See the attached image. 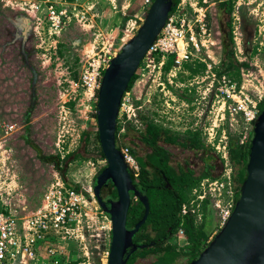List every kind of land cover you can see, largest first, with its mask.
<instances>
[{
  "label": "rangeland",
  "instance_id": "1",
  "mask_svg": "<svg viewBox=\"0 0 264 264\" xmlns=\"http://www.w3.org/2000/svg\"><path fill=\"white\" fill-rule=\"evenodd\" d=\"M22 1L0 0V137L6 136L8 145L13 149L17 175V192L11 204L19 214L30 213L38 208L52 185L59 181L66 182L85 193L89 199L88 211L93 216V228H96L94 221L101 215V209L94 198L92 184L105 159L98 156L99 143L96 139L99 91L92 87L90 89L84 75L90 62L98 60L100 55L114 58L137 33L145 18L146 14H142L144 10L147 12V3L145 5L144 0V8L139 11V0H62L68 9L67 16L61 31L58 35H51V38L47 22L37 28L33 15L22 9ZM228 1L233 5L232 13L239 17L236 23L242 38V53L237 51L233 33L235 28L231 24L232 46L237 61L240 62L239 58H242L241 62L250 63L259 74L260 69H264V50L258 55L252 52L256 47L254 37L258 34V18L264 17V0ZM220 10V3L209 5L214 44L208 43L209 47L205 48L203 54L212 69L211 72L206 69L200 74L204 76V81L199 84L202 92L210 79L207 75H211L224 55L223 31L226 27L221 21ZM227 17L223 14V20ZM145 64L146 61L141 63L140 66L145 68L137 70L134 82L128 87L125 109L119 114L122 133L126 131L127 125L134 126L130 136L122 142L134 147L141 156L149 151L140 140L144 128L141 116L148 115L166 127L172 122H167L165 113L168 106L165 101L170 100V95L167 96L170 87L162 89L163 85L158 86L156 72L150 73ZM164 79L163 76L162 81ZM170 89L173 94L179 95L175 104L171 102V106L177 108L184 98L178 94L181 93L180 89ZM200 95L195 90L185 97L192 103ZM170 111L175 117L173 126L178 128L186 123H179L178 115L184 112L182 109L178 108V113L173 108ZM191 118L189 116V120ZM9 125L14 128L7 137L5 128ZM241 126L240 122L229 131L230 140L232 137L238 138ZM195 127L199 128V125ZM188 130L180 128L177 132L183 135ZM161 143L173 150L174 161L179 160L185 167L188 165L196 175L205 169L214 176L222 172L224 162L208 145L207 150L196 151ZM77 153L82 156L77 157ZM207 163H211L212 167L209 168ZM207 208L206 211L201 207L202 211L195 218L199 223L206 222V229L211 233L210 241L215 236L217 213L214 208ZM99 218L102 220V216ZM105 225L107 227L101 228L100 233H106L102 246L108 249V219ZM167 243L180 249L188 241L174 234ZM90 245L94 247L96 240L93 239ZM154 257L146 258L145 264H149ZM187 261V257L180 256L176 263Z\"/></svg>",
  "mask_w": 264,
  "mask_h": 264
},
{
  "label": "built area",
  "instance_id": "2",
  "mask_svg": "<svg viewBox=\"0 0 264 264\" xmlns=\"http://www.w3.org/2000/svg\"><path fill=\"white\" fill-rule=\"evenodd\" d=\"M152 1L146 0L147 7ZM220 1L180 0L142 60V64L146 61L150 73L156 72L158 86L163 85L162 89L167 86L180 89L181 93L178 94L184 98L177 108L171 106L179 95L168 88L170 100L165 101L168 104L165 110L167 122L175 121L171 108L176 109L177 113L178 108L182 109L184 112L178 115L179 123L186 122L178 128L171 122L169 128L176 131L189 127L201 129L205 144L224 162L222 172L203 178L193 189L192 199L182 207L183 215L189 212L196 215L203 204L214 208L217 213L214 234L226 224L238 201L237 182L230 163L229 131L241 122L239 140L242 144L249 143L254 122L261 113L260 105L264 101V69H260L258 74L249 63L242 67L240 80L227 74L219 76L213 70L211 75H207L210 79L202 92L199 84L204 81V76H200L202 73L191 75L187 67L190 63L203 62L207 65L206 71L211 72L212 65L203 54L205 48L209 47L208 43L214 44L208 9L209 5H216ZM21 3L22 9L33 15L37 28L46 21L50 37L58 35L68 11L62 0H23ZM145 14L144 11L142 15ZM236 20L239 21V17L235 13L234 39L237 51L242 53V38ZM258 20V34L254 37L257 55L264 50V17ZM112 58L100 55L98 60L90 62L84 75L90 89L92 87L99 91L104 71ZM239 59L241 62L242 58ZM169 62L171 66L166 72L164 68ZM144 68L140 66V69ZM163 76L165 81H162ZM195 90L201 95L192 104L185 96ZM125 95L120 114L125 109ZM189 116H192L190 120ZM198 125L199 128L195 127ZM13 128L12 125L6 126L7 137ZM121 151L131 170L138 173L140 165L135 156L127 147H122ZM15 164V155L6 136L0 137V264H109L110 248L102 246L106 233L101 234L100 230L107 227L105 221L108 219L110 243L111 219L101 210L99 217L102 216V220L96 217V228H93V216L88 211L90 201L85 193L61 181L46 191L36 210L19 214L11 204L17 192ZM176 234L180 239H187L182 228ZM93 239L96 240L94 247L90 245Z\"/></svg>",
  "mask_w": 264,
  "mask_h": 264
},
{
  "label": "water",
  "instance_id": "3",
  "mask_svg": "<svg viewBox=\"0 0 264 264\" xmlns=\"http://www.w3.org/2000/svg\"><path fill=\"white\" fill-rule=\"evenodd\" d=\"M174 0H153L137 33L128 40L104 71L98 93L96 118L107 167L98 177L95 195L100 204L101 183L110 178L118 190L119 202L106 209L112 216L113 238L109 264H125V242L146 221L150 212L147 195L142 196L145 214L132 230H127L131 193L140 195L131 172L118 148L116 131L122 99L147 51L165 26ZM188 264H264V106L254 122L247 177L232 215L201 254Z\"/></svg>",
  "mask_w": 264,
  "mask_h": 264
},
{
  "label": "trees",
  "instance_id": "4",
  "mask_svg": "<svg viewBox=\"0 0 264 264\" xmlns=\"http://www.w3.org/2000/svg\"><path fill=\"white\" fill-rule=\"evenodd\" d=\"M179 1L180 0H174L171 14L175 11ZM230 3V1H225L221 4L222 8L225 7L224 10L228 14L233 10V5ZM227 25L228 30L224 36V55L221 63L218 66H215L214 70L219 76L227 74L231 78L240 80L242 67L248 66L249 63L237 61L232 46V28L229 26V23H227ZM255 49L256 47H254L252 53H256ZM170 63L171 62H169L164 68L166 72L171 66ZM187 67L191 71V75L203 73L207 69L206 63L203 62L190 63ZM135 78L136 74H134L129 84V88ZM263 106L264 101L260 105L261 111ZM141 119L144 128L141 131L140 140L149 150H151V152L141 156L137 153V150L134 147L127 144V142H122L123 139L130 136V132H132L134 126L132 128L130 124L127 125L126 131L122 133V125L119 123V119L116 140L118 148L121 149L122 147H127L130 152L137 157L141 165V175L139 180H137V185L141 190L148 194L151 205L147 221L143 225V231L145 232L146 229L150 228L154 232L147 233L149 240H164L170 239L180 228H182L188 241V243L180 249L175 245L168 244L164 248H146L145 253L150 251H163L162 256L160 255L158 260L153 264H178L176 262L180 256L187 257L188 261L182 264H188L196 259L209 244L211 233L206 229V222L199 223L196 221L195 215L191 212L183 215L182 207L184 203H187L192 199V191L198 183L203 178L214 176V174L205 169L196 175L191 167H187L188 165L185 167L182 164H179V168L175 169L169 164L171 153L161 144V142L176 144L189 149L207 150L206 144L200 130L191 131V129H187L188 131L186 134L182 135L176 130L164 127L161 123L156 122L148 115L141 116ZM252 138L253 136H251L250 142L247 144H242L239 140V136L238 138L232 137L230 140V160L234 167L235 181L240 184L238 198L241 194V186L247 177V163L249 160ZM96 139L99 143L98 156L105 159L100 144L98 130L96 133ZM37 149L40 156L43 157L41 150H39V148ZM76 156L81 157L82 154L77 153ZM206 159H210V157H206ZM207 166L210 168L212 167V164H207ZM202 206L204 210H208L207 204H203ZM144 212L145 206L141 202L135 203L132 207L131 225H134L137 222V219L142 218ZM144 235H146V232L143 235H139V238H143L142 236ZM148 243L149 242H147V244Z\"/></svg>",
  "mask_w": 264,
  "mask_h": 264
},
{
  "label": "flooded vegetation",
  "instance_id": "5",
  "mask_svg": "<svg viewBox=\"0 0 264 264\" xmlns=\"http://www.w3.org/2000/svg\"><path fill=\"white\" fill-rule=\"evenodd\" d=\"M225 1H228V0L220 1L219 2L220 5H221L222 2H225ZM224 8H222V6H221V10H220L221 14L220 15H221V21L224 23V27H226V30L223 31L224 32V36H225L226 32L228 30L227 23H229L230 27H232L231 26L232 23L234 24L235 13L233 14L231 12L230 14H228L224 10ZM223 14H226L228 16L226 20H223ZM164 127H166V126H164ZM166 128H169V127H166ZM136 142H138V141L136 140ZM161 144L163 145V143H161ZM167 145H169L170 147L171 146H173V147H177L178 146L176 144H171V143H167ZM163 146H165V148L171 153V155H170L171 159L169 160V164L172 167H174L175 169H178L179 168V164H181V163L179 162V160L174 161V159H172L173 158V153H174L173 150L171 148H169L168 146H166V145H163ZM190 150H192V149H190ZM195 150L198 151V149H195ZM148 152H151V150H149ZM207 164H210V163H207ZM107 165H108V163H107V160L105 158L104 165L97 172V174H96V176H95V178L93 180V184H92L93 191H95V187H96V185L98 183V177L103 172V170L107 167ZM128 168H129V170L131 172V175H132V178L134 180V183L137 186L138 191L140 193V195H137L134 191H130V193H131V202H130L129 207H128L127 230H132V229H134L136 227V225L138 223L141 222L142 218L144 217V215H143L142 218L137 219V222L134 225H131L132 222L130 220H131V216H132V207L137 202H141L145 206V204L142 201L141 197L144 196V195L148 196V194L145 193L143 190H141L139 188V186L137 185V182H138L137 180H139L140 175H141V165H140V169H139L138 173H135L134 171H132L131 168L129 167V165H128ZM236 186H237V189L239 190L240 184L237 183ZM98 191H99V196L101 197V199L103 201V205L100 204V202L98 200V197L95 195V193H94V198L97 201V204H98L99 208L111 219V222H112L111 213H109L106 209H110L111 210V209H114V207L117 208V206H115V202H119V200H120V197L118 196V190H117L116 186L114 185V183L112 182V180L110 178H107L106 180H104L101 183L100 188H99ZM148 199H149V196H148ZM149 203H150V200H149ZM150 208H151V205H150ZM144 214H145V212H144ZM146 221H147V219H146ZM146 221L140 226V228L133 234V236L131 238H130V234L127 235V237H126L127 240L125 242V250H126V253H125V264H145V259L146 258H149V256H154L155 255L154 259L149 262V264H153L154 262H156L158 260V257L160 255L162 256V252L163 251H161V252H152V251H150L148 253L147 252L145 253V249L146 248L153 249L154 247H162V248H164L165 246L168 245L167 242H168L169 239H164V240L162 239L163 241L161 239H159V240H149V237H148L147 233H150V232L154 233L150 228L146 229V231H145L146 235L142 236L143 238H141V239L139 238L140 237L139 235H143L145 233L143 231V227H144L143 225L146 223ZM152 236H154V235H152ZM112 238H113V228H112L111 240H110V243H109V248L110 249H111V244H112ZM147 242H149V243L147 244Z\"/></svg>",
  "mask_w": 264,
  "mask_h": 264
},
{
  "label": "crops",
  "instance_id": "6",
  "mask_svg": "<svg viewBox=\"0 0 264 264\" xmlns=\"http://www.w3.org/2000/svg\"><path fill=\"white\" fill-rule=\"evenodd\" d=\"M140 2H141V1L139 0V5H140V6L138 7V8H139V11H140V9L142 10V8H144V4H143V3H144V0H142V3H140ZM141 4H143V5H141ZM145 5H146V2H145ZM115 19H117V18H115ZM126 20L128 21L129 18H127ZM126 20H125V23H127ZM116 21H119V20H116ZM122 23H123V22H122Z\"/></svg>",
  "mask_w": 264,
  "mask_h": 264
},
{
  "label": "clouds",
  "instance_id": "7",
  "mask_svg": "<svg viewBox=\"0 0 264 264\" xmlns=\"http://www.w3.org/2000/svg\"><path fill=\"white\" fill-rule=\"evenodd\" d=\"M141 63H142V62H141ZM140 65H141V64H140ZM139 68H140V66H139ZM139 68H138V69H139ZM136 73H137V72H136ZM126 92H128V90H127ZM126 92H125V93H126ZM124 95H125V94H124ZM118 119H119V117H118ZM253 132H254V131H253ZM135 158H136V157H135ZM136 159H137V158H136ZM139 164H140V163H139ZM233 173H234V172H233ZM210 177H214V176H210ZM192 193H193V191H192ZM192 195H193V194H192ZM238 199H239V198H238ZM215 235H216V234H215ZM213 238H214V237H213ZM210 241H211V240H210Z\"/></svg>",
  "mask_w": 264,
  "mask_h": 264
}]
</instances>
